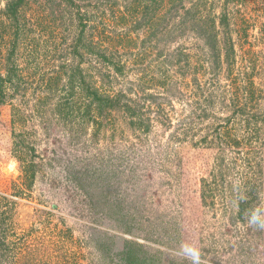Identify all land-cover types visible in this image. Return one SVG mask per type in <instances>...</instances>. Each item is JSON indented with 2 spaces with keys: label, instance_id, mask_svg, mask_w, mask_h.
I'll list each match as a JSON object with an SVG mask.
<instances>
[{
  "label": "rangeland",
  "instance_id": "rangeland-1",
  "mask_svg": "<svg viewBox=\"0 0 264 264\" xmlns=\"http://www.w3.org/2000/svg\"><path fill=\"white\" fill-rule=\"evenodd\" d=\"M14 3L0 264H264V0Z\"/></svg>",
  "mask_w": 264,
  "mask_h": 264
},
{
  "label": "trees",
  "instance_id": "trees-1",
  "mask_svg": "<svg viewBox=\"0 0 264 264\" xmlns=\"http://www.w3.org/2000/svg\"><path fill=\"white\" fill-rule=\"evenodd\" d=\"M24 1L25 0H17V3H14V4H12V5H10V7H9V10H11V13H15L14 11H16V9H17V12H18V9H19V7L21 6L22 7V4L24 3ZM5 43V42H4ZM5 73H8V76H9V79L8 80H5V76L4 75H1V78H0V80L2 81V83L3 82H5V83H7L8 84V82H12V81H14L13 80V77H14V75L16 74L15 73V70H11V69H9V70H6L5 69ZM5 77V78H4ZM16 77H17V74H16ZM4 85V84H3ZM0 92L2 93V86L0 85ZM4 200L3 201H1V203L3 204V205H5V206H8L9 205V203H10V201L7 199V198H5V197H2ZM4 215H5V213H3ZM8 220V219H7ZM5 221H6V219L3 221V223H1V224H4L5 223ZM3 226V225H2ZM3 230V235H5L6 234V230L3 228L2 229ZM6 250H8V249H6ZM15 263H17V260H15Z\"/></svg>",
  "mask_w": 264,
  "mask_h": 264
}]
</instances>
